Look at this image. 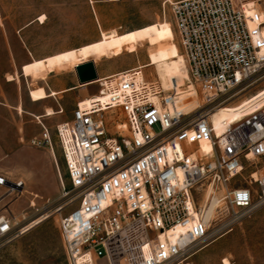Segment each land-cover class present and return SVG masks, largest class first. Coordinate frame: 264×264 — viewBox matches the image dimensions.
Instances as JSON below:
<instances>
[{
    "label": "built area",
    "instance_id": "2783aa9c",
    "mask_svg": "<svg viewBox=\"0 0 264 264\" xmlns=\"http://www.w3.org/2000/svg\"><path fill=\"white\" fill-rule=\"evenodd\" d=\"M261 3H171L200 102L192 112L182 110L177 83L166 90L131 69L98 76L89 106L78 103L56 126L79 201L61 221L69 264H188L264 205V87L241 103L242 117L222 134L212 121L223 98L264 77ZM30 146L52 150L49 129L42 126ZM7 185L0 176V187ZM214 199L217 218L209 220ZM22 234L1 218L0 242Z\"/></svg>",
    "mask_w": 264,
    "mask_h": 264
},
{
    "label": "rangeland",
    "instance_id": "374dc122",
    "mask_svg": "<svg viewBox=\"0 0 264 264\" xmlns=\"http://www.w3.org/2000/svg\"><path fill=\"white\" fill-rule=\"evenodd\" d=\"M176 1L179 0H0V104L21 110L31 90L45 87L49 94L51 90L56 93L45 104L60 105L63 109V113L57 114L51 108L55 114L42 120L50 131L52 150L20 143V148L26 147L38 154L40 166L34 171L38 179L35 189L16 187L22 186L19 183L25 182L22 177L27 174L15 157L20 148L8 147L5 156L0 157V176L8 182L7 186L0 187V218L11 219L14 234L24 230V234L0 242V264H69L62 242L61 221L77 209L79 201L71 189L55 128L70 118L77 104L84 100L83 94L88 98L100 90L98 83L79 86L73 83L77 74L72 68L48 74L42 67L40 79L33 81L23 76L22 66L85 48L86 63L94 62L101 78L140 67L145 81L160 83L158 70L149 61L153 47L160 44L166 54L175 47L184 56L172 14L171 3ZM261 8L264 10V0ZM42 15L46 16L44 24L38 21ZM164 22L170 28L162 31L158 25ZM137 30L144 31L146 41L136 48L128 35ZM112 31L118 34L112 56L91 48L101 40L102 32ZM186 64L188 68L187 60ZM9 77L14 80L8 81ZM75 87L68 93L56 92ZM262 87L264 77L253 87L223 98L220 107L239 105ZM16 128V124L5 125L6 138H13ZM225 231L216 244L194 259L195 263L192 257L188 264H224L225 260L229 264H264V205L251 218Z\"/></svg>",
    "mask_w": 264,
    "mask_h": 264
},
{
    "label": "bare ground",
    "instance_id": "6f19581e",
    "mask_svg": "<svg viewBox=\"0 0 264 264\" xmlns=\"http://www.w3.org/2000/svg\"><path fill=\"white\" fill-rule=\"evenodd\" d=\"M46 16L42 15L39 18V22L44 24ZM158 27L164 31L170 28L168 22H164L158 25ZM174 30V29H173ZM175 33V31H174ZM131 44L136 48L139 44H143L146 41V36L143 30H137L131 32L129 35ZM118 37L116 31L112 32H102L101 40L96 44L92 45L91 48H98L101 54H106V56H112L114 52L113 42L115 38ZM176 37V35H175ZM87 61L86 49L70 50L66 51L52 57L43 59L42 61H36L34 63L23 66V76L26 78H31L33 81H38L42 74V67L48 74L61 73L65 68H72L76 71V68ZM149 61L152 66H156L158 73L157 79L160 81L164 89L168 90L173 84L177 83L179 87L184 88L182 90V103L181 108L184 112H192L193 110L200 107L199 97L193 89V85L190 79L189 71L187 68L186 60L183 55H180L178 48L172 47L168 54H166L160 44H157L150 51ZM94 63V62H93ZM134 71L139 73V79H144L143 69L134 68ZM13 77H9L8 81H13ZM95 80L88 84L98 83ZM56 96L54 91H47L45 87H38L30 91V98L32 102L45 101L51 97ZM100 96H96L95 99H99ZM94 100L92 97L84 99L82 102V107L89 106L91 101ZM247 100V99H246ZM245 100V101H246ZM239 105H225L220 107L213 114V124L218 135L225 132L230 125L236 123L242 117ZM55 114L53 109H47L45 117L53 116ZM23 185L24 183H19ZM218 201L214 199L211 202L209 210L207 211L206 218L209 220H215V208ZM1 221V218H0ZM224 264H229L227 260Z\"/></svg>",
    "mask_w": 264,
    "mask_h": 264
},
{
    "label": "crops",
    "instance_id": "0c3cea01",
    "mask_svg": "<svg viewBox=\"0 0 264 264\" xmlns=\"http://www.w3.org/2000/svg\"><path fill=\"white\" fill-rule=\"evenodd\" d=\"M23 67V66H22ZM73 83H77L79 86L78 78L75 76V79L72 80ZM75 88L65 89L62 91H56L59 94L68 93L69 91H72ZM29 95V94H28ZM87 98V94L82 95V99ZM46 101V100H45ZM82 101V100H81ZM0 157L5 156V149L8 147L13 148H20V143L23 141L25 143H29L33 138H39L42 133V126L46 127V125L43 123L42 120L46 119V109L47 108H53L57 114L63 113L62 107L60 105L58 107H49L45 104L44 101L42 102H32V100L29 97V100L27 104L21 108V110L18 109V107L15 106H9L6 104H0ZM21 112L22 114H17V112ZM36 120V121H35ZM22 123V125L19 126L18 123ZM16 124L17 128L14 132L15 136L13 138H6V134L3 131V127L5 125H11ZM47 128V127H46ZM18 164L23 165V168L26 170L27 174L22 177L24 179V185L19 186V188H28V189H35L38 184V179L36 178L35 172L40 166V161L38 160V154L36 151L29 149V148H20L18 150L17 155L15 156ZM35 171V172H34ZM30 173V175L28 174ZM32 174V175H31ZM215 243L207 246L200 252H198L193 257V263L194 259L203 251L207 250L208 248L212 247Z\"/></svg>",
    "mask_w": 264,
    "mask_h": 264
},
{
    "label": "water",
    "instance_id": "95a60500",
    "mask_svg": "<svg viewBox=\"0 0 264 264\" xmlns=\"http://www.w3.org/2000/svg\"><path fill=\"white\" fill-rule=\"evenodd\" d=\"M76 74L80 85H86L98 79L97 70L93 62H87L78 66Z\"/></svg>",
    "mask_w": 264,
    "mask_h": 264
}]
</instances>
